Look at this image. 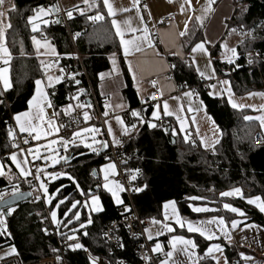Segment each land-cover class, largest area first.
Listing matches in <instances>:
<instances>
[{
	"label": "trees",
	"instance_id": "trees-1",
	"mask_svg": "<svg viewBox=\"0 0 264 264\" xmlns=\"http://www.w3.org/2000/svg\"><path fill=\"white\" fill-rule=\"evenodd\" d=\"M15 10L8 14L6 29L7 46L12 55L11 77L12 88L0 95V157L7 161L8 156L16 147V141L9 138L8 129L13 123V116L28 109L27 101L33 96L36 79L44 77V69L37 57L32 53L31 25L28 17L34 15L33 9L48 4L56 5L55 0H13ZM236 12L230 22L235 28L244 25V30L254 29L252 38H247L238 46L240 58L235 64H223L216 59V49L212 50L213 64L220 75H227L231 80L234 92L244 95L252 91H264V0H235ZM102 5V4H100ZM97 8L84 9V15L73 16L69 20V30L74 35L81 33L72 43L69 30L62 23L49 25L44 30L46 38L51 40L60 54L61 67H71L76 75L73 85L61 83L57 89L50 90L51 102L56 109L64 114V108L71 103H82L81 98L88 97V85L82 75L83 69L76 56L78 52L88 78L97 91L101 82V74L110 70L108 56L117 53L120 56L121 66L126 79L127 88L125 96L132 107L139 106L135 90L121 50L114 34L112 33L109 19L96 21L94 28H90L91 21L88 16H94ZM104 10L101 6L99 11ZM202 33L198 32L188 38L187 50L189 51L198 41L202 40ZM251 53V57H249ZM252 59V63H249ZM169 61L174 71L175 80L185 83L189 87L200 83L190 61L169 56ZM232 73L227 74L226 70ZM84 92L79 94V89ZM1 92V91H0ZM72 94L81 97L70 100ZM200 94L206 112L213 118L221 131V138L210 151L201 146V143L190 144L185 142L181 134L173 132L156 131L148 127V123L140 125L130 134L129 142L136 148L137 154L129 165L131 175L135 173L142 191L134 196V202L144 220H163V205L168 201H175L182 215L194 217L190 210V197H199L203 202H212L219 214L235 218L233 214L224 209V203H229L243 211L242 218L264 227V213L246 200L260 196L264 202V147H256L254 139L260 131L255 121H246V110H236L225 99L213 98L207 89H200ZM82 104L89 105L87 100ZM88 112L90 120H95V111L92 107H85L81 113ZM149 112L148 115H151ZM67 151V162L51 169L56 172L67 173L65 177L49 183L48 190L55 200L51 205L59 206L60 224L55 234H49L53 229L51 224V208L44 199L37 202H28L15 209L8 217L9 235L0 238V243L15 247L20 259L33 262L45 257L60 256V242L67 240L68 236L79 233L84 248L65 250V258L69 264H90L87 249L93 256L105 259L109 264H118L125 259L138 264L134 253L135 243L124 237V248L115 250L102 240L101 231L105 223L118 218V207H115L111 196L102 188L100 168L106 163L103 154L90 152L82 145L71 146ZM95 173V174H93ZM71 176L72 179L68 177ZM75 181V183L73 182ZM12 184V183H11ZM11 184L0 178V191L11 188ZM20 191L33 193V198L40 196L35 190L34 180L16 183ZM77 184L79 188H77ZM232 188H240L244 198L228 199L220 196L221 192ZM59 189V191H57ZM91 195L99 196L104 206L100 214H87L85 203ZM73 202L76 208L69 211ZM68 213L66 216L65 213ZM80 212L79 220L72 219L73 213ZM80 229L81 224H86ZM67 224V227L65 225ZM75 230V231H73ZM83 231L87 235L83 234ZM194 240L198 247V254L205 255L210 242L198 234L176 232ZM55 249V251H54ZM241 253L249 254V250L225 244V254L229 264H245ZM198 264H216L214 260L204 257Z\"/></svg>",
	"mask_w": 264,
	"mask_h": 264
},
{
	"label": "crops",
	"instance_id": "crops-1",
	"mask_svg": "<svg viewBox=\"0 0 264 264\" xmlns=\"http://www.w3.org/2000/svg\"><path fill=\"white\" fill-rule=\"evenodd\" d=\"M62 1L65 4L66 9H64L62 5ZM91 2V0H90ZM97 4L100 5L102 4V0H96ZM111 2L114 4V7L117 9L119 8H130L131 11L129 12H117L116 16L114 17L116 20L120 21L121 24L123 23L124 20L127 18L131 17V24L132 27L138 28V29H143L144 27H147L148 29V36L150 37V40L148 42L142 43L141 51H134L132 54H130L127 57V61L130 62L131 70L129 67V63L126 62L125 56L123 54V49L120 46L119 43V38L116 37L115 35V28H113L111 24V17L107 16V10L104 9L102 11V14L109 19V24L112 30V33L115 36V39L117 40L119 47H120V54L123 56L128 74L130 75V78L132 80V85L135 90V96L136 99L138 100L140 105L142 101L146 100L152 93L153 91V85L151 83V80L153 78L158 79V84L161 90L162 94V100L159 104V109L161 110V114L159 115V118H172L173 116L177 118V116H181L182 111L180 106L183 107V110L187 112L186 109V96L179 97L176 94V81L168 76V73L171 69V64L169 61V56L176 57L180 59L181 61L188 60L192 64V59L193 56H195V59L197 61V64H192L196 70V67L198 66L201 71H204V66L203 62L207 61L208 56L204 55L203 53L197 51V53L192 54L191 49L188 51L187 44H188V38L191 35H194L198 32L202 33V40L198 41L202 42L207 40L208 43L205 44V48L208 50L209 57L211 58V61L213 62V56H212V50L215 48L216 50V59L220 61L223 64L227 65H232L237 62V60L240 58V55L238 53V46L241 44V41H244L242 35H240L239 32H231V29H234L230 26V22L232 21L235 12H236V2L235 0H214V2L210 6V10L205 11L209 7V0H190L191 2V7L187 3H185V0H172V2H169V0H139V4L137 7L140 8V16L144 18V24L140 23L139 18L136 15V8L132 6V0H111ZM61 6L64 10L71 11L73 10L74 6L78 7L79 9H87L88 6L83 3V0H60ZM184 5V10L181 11V5ZM11 5H15L13 0H6L3 10L6 12V18H5V23L8 24V14L11 11ZM16 6V5H15ZM146 6V7H145ZM66 11V12H67ZM76 11H73V13ZM79 12V11H78ZM54 13L48 16H43L42 19H46L48 21L51 20L52 16ZM176 16V21L167 23V24H160V18L162 17H167V16ZM199 16L201 19L197 20L196 17ZM191 17V19H189ZM185 22H187V34L185 36H180L179 33L181 31H185ZM34 23H39L38 21H34ZM49 26V23L47 25H44L43 23H39V30L37 32L32 31V26H31V32H32V37L36 36L38 40L41 41V47L39 50H37L36 46L33 44L32 37H31V43H32V53L37 57L38 61H44L45 65H52V67L47 69V72H45L44 77L41 78V80L44 81L45 84H47V75H52L55 76L54 71H55V60L61 58L60 54L58 53V50L55 46V44L49 40L48 38L45 37L44 35V30L46 27ZM7 29V28H6ZM133 35V33H126L125 34V39L130 38ZM136 36H143L142 31H137L135 33ZM47 40L55 49V52L57 55H52L51 54V49L44 47V41ZM4 43L5 46H7V37H6V30H5V38H4ZM149 43L151 46H149ZM222 43H226L230 47L232 46L236 48L237 50V60L235 63L229 64L224 60V52L225 49H222L220 45ZM9 50V48H8ZM39 51V54H38ZM10 52V50H9ZM11 53V52H10ZM113 54L115 55V68L116 71H113L114 65L112 63L111 58L113 57ZM12 57V55H11ZM11 61L12 58L9 62V65L7 66L9 68L8 76L11 82V87L7 91H3V83L0 82V91L4 94L8 91L11 90L12 88V77H11ZM108 61L110 64V70L104 72L103 77H101V82L99 83L97 93L99 97L101 98H106L111 101V104L114 109V116L108 118L109 124L111 125L113 129V133L115 135V138L120 140V138L123 136L121 134V128L120 125L117 124L116 120L114 119L115 116L119 115L123 120V113L131 107L130 102L127 100L125 96V90L127 88V83L126 79L123 73V69L121 66V61H120V56L117 53H112L108 56ZM214 65V64H213ZM0 67H5V65L0 62ZM215 69V78L211 80H206L208 82H218L217 76H219V73L217 72L216 68ZM197 73V71H196ZM198 74V73H197ZM200 77V75L198 74ZM202 78V77H200ZM203 79V78H202ZM205 80V79H204ZM221 81V80H219ZM56 83L54 87L52 88H46L45 91L49 94L50 90H55L57 87L61 84ZM210 85V84H209ZM208 94H209V89L207 88ZM34 94H35V89H34ZM33 94V95H34ZM81 94V93H79ZM211 96V95H210ZM178 98V99H173V98ZM188 99L192 100L195 104L198 103V101H194L193 96ZM48 100L51 101L50 94L48 95ZM167 101L169 105V111L172 112V115L165 116L164 109H163V102ZM52 103V102H51ZM74 107L73 110L70 111L72 112H81V110L85 108H79L75 107L78 103H71ZM82 104V103H79ZM53 105V104H52ZM188 107V106H187ZM204 107V106H203ZM66 108V107H65ZM64 108V109H65ZM63 109V110H64ZM29 109L25 110L28 111ZM201 110V109H200ZM23 111V112H25ZM55 113L60 114V111H56L54 106L52 108H49L45 104V120H52L54 121L53 127L54 128H59L58 132H53L51 135H48L45 138H42L41 140L37 141L33 146L32 150L33 153H35L37 145L40 146V155L45 157L48 156L49 151L52 150V147L58 146L59 145V151L61 152V155L65 154V148L63 144L59 142L60 140V123L54 119H51V116L54 115ZM57 116V115H56ZM151 121H154L151 114ZM125 121V120H124ZM256 122V121H255ZM14 123V132L17 134H27V132L21 133L19 131L18 126H16V123L13 119ZM179 121L177 122V127L176 131L177 134H181L179 132ZM259 125L260 131L264 134V128L261 127L260 121L257 122ZM93 126H99V125H91L89 127ZM86 127V128H89ZM42 128L44 131H47V124H43ZM106 130L108 132V125H106ZM132 132V131H131ZM173 132V131H172ZM35 135V133H33ZM83 134H81V138H77L75 140L74 144H71V146L74 145H81V140L83 138ZM102 133H99L98 141L96 143V151H90V152H98L99 149L101 148V144L99 143L102 141ZM110 139L113 141V136H109ZM57 140L56 144L51 145V148L45 147V145L48 144L49 141L51 140ZM201 140L199 139V142ZM216 145V143H215ZM214 145V147H215ZM207 150L213 151L212 148H208ZM13 152H16L18 154V159L21 161L27 159L28 164L26 165L27 168L30 169V165L32 163H38L39 167L44 168V174H42V179L44 182L47 184V188L49 186V183L52 181H55L59 178L65 177V175H57L56 179H51L47 174L48 173H57L60 174L61 172H56L51 170L52 168H48L49 165L44 164L45 159L40 158V159H33L32 155H28L27 152H21L19 150H14ZM12 153V152H11ZM10 153V154H11ZM10 154L8 156L7 161L4 160L3 157H0V165L4 167V171L8 173L9 176L12 177V184L19 183L20 181L27 180L31 178V175L28 176L27 178L21 177L19 175V170L16 168L15 164L11 161ZM47 162V160H46ZM109 164L106 162L104 165L101 166V168L105 165ZM100 168V179H101V185L102 188L111 196L113 203L115 207H118L120 205L116 204L111 193L108 192L104 188L105 183H109L110 185L115 182L114 181V176L115 172H111L110 170L105 169V171H101ZM105 172L108 173V180H105ZM0 178H5L8 182V176H0ZM39 181H36L34 183L35 190L39 192L40 194V199H44V195L42 194V191L39 190ZM17 185V184H16ZM120 199L125 201V197L123 192L118 193ZM96 196V195H95ZM53 197V196H51ZM100 205L102 207V210L99 212L92 211V205H91V199L89 198L87 201L88 209L91 212V214H100L104 211V206L102 204V201L99 196ZM228 199H239V196H232V197H224ZM192 200V199H190ZM45 201V199H44ZM32 202V201H31ZM175 202V201H174ZM247 202V200H246ZM261 202L262 199H261ZM212 202H203L201 200H192L190 205L193 207H201V208H208L209 211L207 212H200L196 213L192 211V207H190L191 212L194 214V217L182 215L180 213V210L178 208L177 203L175 202V208H176V213L181 217L183 220H190L193 222H198V221H207L210 220L213 216L217 217H224L226 221L232 220V217H228L227 215L219 214L217 212V209L215 208L214 205H212ZM225 204V203H224ZM255 206L259 211V207H257L255 204H251ZM226 210V209H225ZM87 211V208H86ZM169 214V219L165 221L164 219V213L165 209L163 207V220H161L160 224H153L152 219L145 220L146 221V228L152 233L153 239L152 241L160 243L162 247V251L159 252L162 254V261L169 260V264H198L202 259L200 254H198V247H196L194 250L195 255H193L191 258L188 257V255L180 249H182L184 246L181 244L176 245V251L173 253V257L169 258L167 257V252L171 250V247L169 245V240L173 235H179V236H184L186 239H191L183 234H178L176 232H186L189 233L185 228L179 227L176 222H175V214L173 213L172 209L169 208L168 210ZM231 214L235 216V220L238 221V226L235 229L231 228L230 223H228V231L231 239H227L222 233L216 232L217 239H214L213 241H208L211 244H220V246L223 248V254L219 252H214L212 255L207 256L208 258H211L212 260L215 261L217 264V260L213 259L212 256H216L220 259V261L223 263L225 259H227L226 254H225V244L233 245L237 248H243L249 250V254H245L247 257H251L250 260H245V264H264V227L254 223V222H248L245 218L243 219L242 216L232 213L231 211L227 210ZM262 212V211H260ZM264 213V212H262ZM11 216V215H10ZM168 223L170 224L173 228L174 231L172 233L167 232L166 230L163 229V224ZM52 224V223H51ZM60 224V221H59ZM88 223L84 224L85 226ZM250 226V227H249ZM53 229L49 232V234H55L56 235V226H53ZM209 227L212 228V230L215 231V225H210ZM81 229V227H80ZM157 230L161 231L160 235H156ZM189 234H198V233H189ZM199 235V234H198ZM73 236V235H71ZM148 236V233H147ZM204 238V237H203ZM205 239V238H204ZM193 240V239H192ZM206 240V239H205ZM194 241V240H193ZM88 257L91 255L93 256L88 250H87ZM98 258L99 264H109V262L105 259ZM223 260V261H222ZM227 262L229 264V261L227 259Z\"/></svg>",
	"mask_w": 264,
	"mask_h": 264
},
{
	"label": "snow or ice",
	"instance_id": "snow-or-ice-1",
	"mask_svg": "<svg viewBox=\"0 0 264 264\" xmlns=\"http://www.w3.org/2000/svg\"><path fill=\"white\" fill-rule=\"evenodd\" d=\"M6 0H0V62H2L5 67H0V82L3 83V91H7L10 87H11V82L8 76V72H9V68L7 67L9 65V62L11 60V53L9 52L8 48L5 46L4 43V38H5V30L6 28L11 27V24H7L5 23V18H6V12L3 10V6L5 4ZM169 2H172V0H169ZM214 2V0H209V7L207 9H205V11L210 10V6L211 4ZM83 3L85 5L88 6L89 9L91 8H97V12L94 16H88L87 19L93 22L96 21H101L105 19V16L103 14H101V11H99V8L102 6L104 9L107 10V16L111 17V24L113 26V28H115V35L116 37L119 38V43L121 48L123 49V54L125 56L126 62L127 61V57L132 54V52L134 51H141V45L142 43L148 42L150 40V37L148 36V29L147 27H144L142 30L138 29V28H134L132 27L131 24V17L127 18L126 20L123 21V23L121 24L120 21L116 20L114 17L116 16L117 12H129L131 11L130 8H119L117 9L116 7H114V4L111 2V0H102V5H98L96 0H83ZM185 3H187L189 5V7H191V2L190 0H185ZM139 4V0H132V6L134 8H136V15L140 20L141 24H144V18L142 16H140V8L137 7V5ZM146 7V6H145ZM11 10H15V5H11ZM184 10V5H181V11ZM34 15L29 16L28 17V23L32 26V31L33 32H37L39 30V23H43L44 25H47L49 23L48 20L46 19H42L43 16H48L51 15L54 12H59L60 9L58 7V5H53L49 8H45L44 6H38L37 9H33L32 10ZM73 11H79L81 15H84V10L79 9L78 7L73 8V10L71 11H67L66 15L68 17L69 20L73 19ZM189 19H191V17H189ZM197 20H200L201 18L199 16L196 17ZM34 21H38L39 23H34ZM56 23H59V21L57 20ZM240 28L243 29L244 25L241 24ZM137 31H142L143 32V36H136L135 33ZM231 32H236L237 29H231ZM253 31L254 29H247L246 31H243L240 33V35L242 36H247L249 38L254 39L255 37L253 36ZM126 33H133V35L128 38L125 39V34ZM187 34V22H185V31H181L179 33L180 36H185ZM81 35V33L76 32L73 35V39H75L76 37H79ZM32 41L33 44L36 46L37 50H39V48L41 47V41L38 40L36 38V36L32 37ZM208 43L207 40L196 43L192 48H191V53L195 54L197 53V51L203 53L206 56H209L208 50L205 48V44ZM241 43H243V41H241ZM44 47L50 48L51 49V54L52 55H57V53L55 52L54 47L47 41H44ZM149 46H151V44L149 43ZM220 47L222 49L226 50V55L224 56V58L227 60V63L232 64L234 63V58L237 57V50L235 47L233 48H228L226 43H222L220 45ZM39 54V51H38ZM251 53H249V57H251ZM112 63L114 65L113 71H116L115 68V55L113 54V57L111 58ZM58 60L55 62L58 64ZM41 66L42 68L45 70V72H47V69L52 67V65H45L44 61H41ZM129 63V67L131 70V66H130V62ZM249 63H252V59H249ZM192 64H197V61L195 59V56H193L192 59ZM206 68H208L210 70V74L205 73L204 71H201V69L197 66L196 67V71L197 73L200 75V77H202L205 80H211L213 78H215V69L212 68V61L211 58L208 59L207 64H206ZM103 73L101 74V77H103ZM64 76V70L61 68L60 69V75L58 76H52V75H47L46 79H47V84L44 83L43 80L41 79H36L34 81L35 84V94L27 101L28 104V111L25 112H20L17 113L13 116V119L16 123V126H18L19 131L21 133L27 132L29 133V135L31 136V138L33 140H41L42 138L47 137L48 135H51L53 132H58L59 128H54L53 124L54 121L52 120H45V104L47 107L52 108L53 105L51 103V101L48 100V93L45 91L46 88H52L54 87V85L56 83H60L61 80L63 79ZM71 79H74V76L70 77ZM77 84H79V81H75ZM219 83L221 85H229V81L227 80H222L219 81ZM153 84H155V82H153ZM210 88H216V85L214 84H210L209 85ZM79 93L84 92V89L81 88L78 90ZM226 91L229 93V99H228V103L231 105L232 108L234 109H242L244 107H252L253 109H255L254 105H244V104H238L236 102L233 101L232 97H231V87L229 85V87L226 89ZM3 93L0 92V95H2ZM214 93L209 92V95H213ZM216 95H219V93H215ZM184 96L186 97H192L195 95L194 92L189 91V92H185L183 93ZM253 95H257V96H262L264 97V93H252L249 92L248 96L251 97ZM70 100H76L77 96H70L69 97ZM149 99H155V96H150ZM173 99H178V98H173ZM143 103V101H142ZM73 105L72 104H68L66 106V108L64 109V114L68 115L70 113L71 110H73ZM75 107H79V108H85V107H91V105H84V104H77L75 105ZM107 109V106H106ZM158 109H159V103L155 104L153 106V110H152V117L154 119H159V114H158ZM163 109H164V115L168 116V115H172L173 113L169 111V105L167 101L163 102ZM260 110L262 112H264V105L260 106ZM189 111L191 112L192 109L191 107H189ZM131 116L134 117L137 121V123H128L126 124L125 121L119 116H115L114 119L116 120L117 124L120 125L121 128V134L122 135H130L132 130H135L137 128V124H143V123H148V127L150 128H154L157 125L152 123L151 121H145V119L143 118V116L141 115V112L138 110H131L130 112ZM54 115H58V113L54 112ZM104 116H108V112L107 110H105L104 112ZM83 118L85 121L90 119V116L88 114V112H84L83 113ZM209 119H211L209 117ZM259 120L261 127L264 128V114L260 115V116H244V120L249 121V120ZM177 120L180 122V131L183 132L185 130V124L183 119L180 116H177ZM105 124L108 125V135L109 136H113V144L114 145H118L121 143L120 140L115 138V135L113 133V129L111 127V125L109 124V121L106 119L104 121ZM214 123V122H213ZM43 124H47V131H44L42 128ZM60 127H63V125H60ZM173 135L176 134V130L173 129ZM218 131V129H217ZM99 132V129L95 128V127H91V128H84V129H80L78 131H74L72 133V138L71 139H64V138H60L59 142L61 144H63L65 146V150H67V146L69 144H74L75 140L77 138H81V134L82 133H92V140L93 143H97L95 136L96 134ZM33 133H35V135H32ZM8 136L9 138H14V130L13 128L9 127L8 129ZM185 142L188 141V135H185L184 137ZM29 141L26 138L24 140V143L27 144ZM57 140L53 139L51 141L48 142L47 145H45V147L47 148H51V145L56 144ZM101 144L102 147L107 148L108 147V143L106 141H100L99 142ZM194 143V141H193ZM201 146H203L205 149L208 148H212L214 151V144H207L203 139H201L200 141ZM12 147H18V145L13 144ZM86 147L90 148L92 151H96L95 148L92 147L91 144H86ZM54 151V150H53ZM21 152H23V150H21ZM28 155H32L33 159H40L43 158L45 160H49L51 159L53 164L59 163V160H64L65 162H67L68 158L67 157H59V158H54V157H41L40 156V146L37 145L35 153H33V150L30 148L28 149ZM11 161L15 164L16 168L19 170V175L21 177H25L27 178L28 176L32 175L34 176V179L39 181V190L43 192L44 194V199H45V203H50L51 202V198L49 196L48 193V188H47V184L44 182V180L42 179V174H44V168L42 167H36L35 168V174H33V172L31 171V169L27 168L26 165L29 163L27 159L21 161L20 159H18V154L16 152H12L10 154ZM107 159V158H106ZM105 169L110 170L111 172H115V165L113 163H109L105 166H103L101 168V171H105ZM139 169L135 170V173H138ZM135 173H133L132 175H130L129 179L130 180H135L136 175ZM95 174V173H93ZM51 179H56L57 175H67V173H48L47 174ZM0 176H8L9 179V183L11 184L12 181V177L8 175V173H6L4 171V167L2 165H0ZM69 179H72L71 176L68 177ZM105 180H108V173L105 172ZM75 183V181H73ZM77 188H79V185L77 184ZM104 188L111 193L114 201L116 204L120 205L123 204V201L120 199L118 193L125 191V187L124 185L120 184L119 182H113L111 185L109 183H105L104 184ZM57 191H59V189H57ZM132 191L135 192H139L141 191L140 188H133ZM24 196V193H22L20 191V188L18 185L16 184H11V191L7 192V191H0V235H4L7 232V225H6V220L5 217L6 216H10L13 214V212L15 211V208L13 207V201L18 200L20 198H22ZM221 197H232V196H239L240 198H244L242 190L240 188H232L229 191H224L220 193ZM40 196H36V199H40ZM91 199V205H92V211H96L99 212L102 210V207L100 205L99 202V198L95 195H91L90 197ZM189 199L192 200H196V199H200L199 197H190ZM60 203H63V201H60ZM77 203L79 202H73L71 205V208L69 209V211H71L72 209L76 208ZM247 203L248 204H255L257 207H259L260 211L264 212V202H261V197L260 196H255V197H251L247 199ZM87 203L85 204V207H87ZM164 209H165V213H164V219L165 221H167L169 219V214H168V209L171 208L173 213L175 214L174 218H175V222L176 224L181 227V228H185L187 229V231L189 233H198L200 236L204 237L206 240L208 241H213L214 239H217L216 236V232H220L222 233L227 239H231L230 235H229V231H228V223H230L231 228L235 229L238 226V221L235 219H232L230 221H226L224 217L220 216H213L210 220L207 221H198V222H193V221H186L183 220L181 217H179V215L176 213V208H175V202L174 201H168L163 205ZM190 207H192V211L196 212V213H200V212H207L209 211L208 208L204 207H193L190 205ZM224 209L231 211L232 213H236L240 216H243L244 213L242 210H240L237 207L232 206L229 203H225L223 205ZM6 209V211H5ZM129 209L127 207H125V211H128ZM51 220L53 224H56L57 226H59V221L57 219V212L55 210L51 211ZM65 215L67 216L68 213L66 212ZM80 218V212H75L73 213V217L71 219L68 220V224L72 223V219L75 220H79ZM91 219H89L87 221V223H91ZM153 224H160L161 221L158 220H153L152 221ZM210 225H215V231L212 230L211 227H209ZM65 227H67V224L65 225ZM81 228H84L85 225L81 224L80 225ZM250 227V226H249ZM163 229L166 230L169 233H172L174 231V228L168 224V223H164L163 224ZM75 231V230H73ZM146 233H148L147 239L148 240H152L153 239V235L152 233L146 228L144 230ZM161 231L157 230L156 235H160ZM85 235H87V233H85ZM105 235L107 236V233H105ZM68 240H75L76 237L75 236H68L67 237ZM177 244H181L184 247L182 249H180V251L186 253L188 255L189 258H191L193 255H195L194 251H190L194 250L197 245L196 243L192 240V239H186L184 236H179V235H173L171 237V239L169 240V245L171 247V250L167 252V257L171 258L173 257V253L174 251H176V245ZM69 247L73 248V249H82L84 248V246L79 243H73L71 245H69ZM120 247H123V244L120 245ZM85 251H87V249H84ZM10 253L15 254L16 253V249L15 247H11L9 249ZM55 251V249H54ZM153 252H161L162 251V247L160 245L159 242H157L153 248H152ZM214 252H219L221 254H223V248L220 246V244H210V246L206 249L205 251V257L212 255ZM242 259L245 260H250L251 257H247L245 256L243 253L240 254ZM213 259L217 260V264H219V258L216 256H212ZM60 258L57 257V260H59ZM145 260L148 259V257H144ZM200 259H203V257H201ZM89 261L90 264H97L98 262V258L96 257H92L91 255L89 256ZM161 264H169V260H165V261H161ZM193 264H195V262H193ZM224 264H228L227 259H225Z\"/></svg>",
	"mask_w": 264,
	"mask_h": 264
},
{
	"label": "built area",
	"instance_id": "built-area-1",
	"mask_svg": "<svg viewBox=\"0 0 264 264\" xmlns=\"http://www.w3.org/2000/svg\"><path fill=\"white\" fill-rule=\"evenodd\" d=\"M56 5H58L60 11L56 12V14H53L51 20L49 21V25L56 24V21L58 20L60 23L65 25L67 29L69 30V19L66 15V11L62 8L60 0H55ZM45 8H49L48 4L42 5ZM37 9V8H36ZM80 12L76 11L73 13V16H80ZM176 21V16H167L160 18V24H167ZM97 22L91 21L90 28H94L96 26ZM234 29H237V32L241 33L244 30L240 28V26L235 27ZM70 32V30H69ZM72 43L75 46V42L73 39V35L70 32ZM77 58L80 61V66L83 69L82 75L85 77L88 85V97L87 98H81L80 102H84L87 100L89 101V104L95 111V120L91 121L90 119L85 121L83 118V113L81 112H72L68 115H61L58 114L52 115L51 119H54L60 123V125H63L61 127L60 131V138L64 139H71L72 133L74 131H78L80 129H84L86 127H89L91 125H99L103 128L102 131V141H106L108 143V147L104 148L103 151V157L106 162L113 163L115 165V176L114 181L119 182L120 184L124 185L125 191H123L125 201L123 204L118 206V213L119 216L116 219H113L107 223H105L102 227L101 236L102 240L110 245L115 250H122L124 248V237H127L129 240H132L135 243L134 247V253L136 256L138 264H161L162 261V254L159 252H153L152 248L155 245V242L152 240L147 239V233L144 231L146 229V221L141 217L138 208L134 202V196L136 194H139L142 191L141 186L138 184L137 178L135 180H130L129 177L131 175V171L129 169V165L132 163L133 159L135 158L137 154L136 148L132 147L129 142L130 135H123L120 138L121 143L118 145H114L113 141L110 139L108 132L106 130V124L104 121L112 116H114L115 112L113 109V106L111 104V101L106 98L99 97L97 91L92 86L88 75L86 73V70L83 66V63L81 61V58L76 53ZM59 61L58 64L55 63L56 61ZM55 60L54 64L56 66L54 74L55 76L60 75V69L62 68L64 70V76L61 80L62 83H66L69 86L73 85L76 81V75L73 72V69L71 67H61L60 61L61 58ZM227 74H231L232 70L227 69ZM74 76V79H71L70 77ZM168 76L175 80L174 71L171 69L168 73ZM221 75L217 76V81L221 80ZM176 81V80H175ZM155 82V84H153ZM153 87V91L150 96H155V99H149V97L144 100L143 103H141L137 107H132L127 109L123 113V117L125 120V123H137L136 119L131 116L130 112L131 110L135 109L141 112V115L145 119V121H151V115H148L149 112H152L153 106L157 103L160 104L162 100V94L161 90L158 84V79L153 78L151 80ZM211 82H208L202 78H200V83L196 86L189 87L185 85V83L177 82L176 81V94L182 98L183 93L192 91L195 93L193 96L194 101L199 100V92L200 89H207L209 84ZM81 95V94H80ZM79 94H72L71 96H77V99L80 98ZM107 106V109H106ZM107 110L108 116H104V112ZM152 123L156 124L157 126L154 127L156 131H169V129L172 131L173 129H176L177 127V120L173 118H159L154 121H151ZM143 124H137V127ZM10 127L14 129V123L10 124ZM192 130L189 131L188 134V142L190 144H197L199 142L198 135L196 134L195 130L191 128ZM136 130V129H135ZM135 130H132L134 132ZM131 132V133H132ZM34 135V134H32ZM28 139V143L25 144L24 140ZM194 141V143H193ZM37 142V140H33L29 133L27 134H17L15 144L18 145L15 150H23V152H27L28 149L32 148V146ZM254 145L256 147H264V134L259 131L255 135L254 139ZM64 146V145H63ZM71 147V144L67 146V149ZM65 148V146H64ZM107 158V159H106ZM39 167L38 163H32L30 165V169L35 174V168ZM31 178L34 180V183H36L37 180L34 179V176L31 175ZM133 188H140L141 191L135 192L132 191ZM39 199L33 198L32 202H37ZM125 207H127L129 210L125 211ZM107 233V236L105 235ZM76 237L75 240H65L63 242H60V249H61V255L60 256H51V257H45L33 262L25 263L23 262L20 257L17 254H12L8 257L0 259V264H69L67 259L65 258V250H77L69 247V245L79 242L82 244V239L80 235H74ZM123 244V247H120V245ZM148 257L147 260L144 259V257ZM57 257L60 259L57 260ZM118 264H136L134 262L121 259L119 260Z\"/></svg>",
	"mask_w": 264,
	"mask_h": 264
},
{
	"label": "rangeland",
	"instance_id": "rangeland-1",
	"mask_svg": "<svg viewBox=\"0 0 264 264\" xmlns=\"http://www.w3.org/2000/svg\"><path fill=\"white\" fill-rule=\"evenodd\" d=\"M62 5H63L64 9H66L65 4H64L63 1H62ZM65 11H67V10H65ZM242 37H243L244 40L249 38L247 36H242ZM227 47L228 48H232V46L230 47L229 45H227ZM226 54L227 53H226V50H225L224 56ZM216 57H217V55H216ZM209 58L210 57L208 56V59ZM208 59H207V61H208ZM224 60L227 62V60L225 58H224ZM236 60H237V57L234 58V63L236 62ZM207 61L203 62L204 72L207 73V74H210V70L208 68H206ZM212 68H214L213 62H212ZM221 76H222L221 77V81L222 80L229 81V85L231 87V97H232L234 102H236L238 104L254 105L255 106V109H253L252 107H244L242 109H236V110H240V111L246 110L247 112H246L245 116L247 115V116L256 117V116H260V115L264 114V112H262L260 110V106L264 105V97L257 96V95H253V96L249 97L248 96L249 92L244 94V95H238V94H236L234 92V90L232 88L230 78L227 75H221ZM210 84L216 85V88H210L208 86L209 92L214 93L213 95H211V97L218 98V99H225L227 101V103H228L229 93L226 91V89L229 87V85H221L219 83V81L218 82H212ZM215 93H219V95H216ZM252 93H264V91H252ZM186 103H187V105H186L187 112L183 110L182 106H180L181 111H182V114H181L180 117L183 119L184 124H185V130L183 132L180 131L181 125L179 124V132L181 133V136L184 138L185 135H188L189 131L192 130L191 128H193L195 130L196 134L198 135V138L200 140L203 139L207 144H210V145L211 144L215 145V143L217 145L219 140H220V138H221V131L218 128V126L216 125V123L214 122L213 118L206 112V108H205L204 103L202 101L200 92H199V102L198 103L191 104V103H194V102L191 99L189 100L188 97H186ZM189 107H191V109H192L191 112L189 111ZM230 107H231V105H230ZM158 114L159 115L161 114V110L160 109H158ZM209 117L211 119H209ZM172 118L177 120V118L174 117V116ZM249 121L259 122V120H255V119L254 120H249ZM177 122H178V120H177ZM93 127L99 129V132L95 136L96 141H98L99 133L100 132L102 133L103 128L101 126H93ZM89 128H91V127H89ZM217 129H218V131H217ZM176 133H177V131H176ZM92 135H93L92 133L83 134V138H82V140L80 142L81 145L83 147L87 148L89 151H92V150L90 148L86 147V144H91L93 148L97 146L96 143H93ZM41 157H43V156H41ZM47 157H54V158L67 157V151H65L64 155H61V152L59 151V145H58V146L52 147V150L49 151V154H48ZM63 162H65V161L61 159V160H59V163L53 164L51 159H49V160H47V162L45 160L44 164L49 165L48 168H52L53 169V168L61 165ZM6 191L10 192L11 188L6 190ZM48 193H49V196L51 198V202L50 203H46V205L51 208V205H52V203L55 200V196L51 197V194H50L49 190H48ZM42 194H43V192H42ZM59 206H60V203H57L56 206L52 207L51 210H50V212L52 210H55L57 212L58 221H60V219H59ZM86 208H87V214H90L88 206ZM80 217H81V213H80ZM5 220H6V225H7V232L4 235H0V238H2V237L5 238L6 236L9 235V231H8V217L7 216L5 217ZM51 223H52V220H51ZM52 225L58 227L56 224L52 223ZM85 233L86 232L83 231L84 235H85ZM72 235L74 236V235H80V234L79 233H74ZM10 248H11L10 246H6L5 244H1L0 243V259L12 255V253H10V251H9ZM97 264H99V261L97 262ZM219 264H224V262L222 263L220 261V259H219Z\"/></svg>",
	"mask_w": 264,
	"mask_h": 264
},
{
	"label": "water",
	"instance_id": "water-1",
	"mask_svg": "<svg viewBox=\"0 0 264 264\" xmlns=\"http://www.w3.org/2000/svg\"><path fill=\"white\" fill-rule=\"evenodd\" d=\"M54 14H56V12H54ZM89 103V101H88ZM169 132H171V130L169 129ZM104 151V147L101 146V148L99 149L98 151V154L101 155ZM22 193H24V196L18 200H15L13 201V207L16 209L18 208L20 205L24 204V203H28V202H31L33 200V193L30 192V191H27V192H23L21 191ZM2 206V205H0ZM6 211V209H5Z\"/></svg>",
	"mask_w": 264,
	"mask_h": 264
}]
</instances>
